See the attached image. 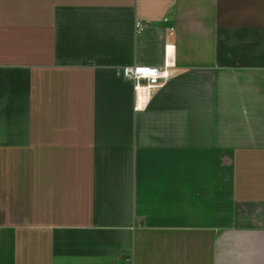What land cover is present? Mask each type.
<instances>
[{
    "label": "crops",
    "instance_id": "0c3cea01",
    "mask_svg": "<svg viewBox=\"0 0 264 264\" xmlns=\"http://www.w3.org/2000/svg\"><path fill=\"white\" fill-rule=\"evenodd\" d=\"M0 264H264V0H0Z\"/></svg>",
    "mask_w": 264,
    "mask_h": 264
},
{
    "label": "built area",
    "instance_id": "2783aa9c",
    "mask_svg": "<svg viewBox=\"0 0 264 264\" xmlns=\"http://www.w3.org/2000/svg\"><path fill=\"white\" fill-rule=\"evenodd\" d=\"M138 32L144 29L141 23L136 25ZM122 73L124 77L133 81L134 90L136 92L152 91L153 89L162 86L170 77L168 70L162 71L159 67L147 65L126 66ZM137 108V107H136Z\"/></svg>",
    "mask_w": 264,
    "mask_h": 264
}]
</instances>
